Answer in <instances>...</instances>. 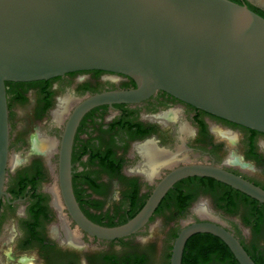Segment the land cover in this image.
I'll return each instance as SVG.
<instances>
[{"label": "water", "instance_id": "1", "mask_svg": "<svg viewBox=\"0 0 264 264\" xmlns=\"http://www.w3.org/2000/svg\"><path fill=\"white\" fill-rule=\"evenodd\" d=\"M83 71L125 75L136 86L71 96L57 122L63 133L48 156L58 155L53 170L58 196L78 228L105 241L131 237L150 223L168 191L190 177L214 179L264 204V189L248 179L212 163L174 158L171 171L134 217L101 225L79 206L72 164L77 129L90 111L140 104L159 91L264 133L263 17L231 0H0V208L10 163L7 83ZM200 216L211 221L183 223L170 264H182L188 240L200 233L220 238L239 264H256L219 224L224 221L208 211Z\"/></svg>", "mask_w": 264, "mask_h": 264}, {"label": "flooded vegetation", "instance_id": "2", "mask_svg": "<svg viewBox=\"0 0 264 264\" xmlns=\"http://www.w3.org/2000/svg\"><path fill=\"white\" fill-rule=\"evenodd\" d=\"M231 1L247 6L264 18V0ZM74 78L80 83H85L81 97L136 86V83L125 75L83 71L49 80L14 82L7 87V94L10 89L14 91L15 96L35 91L41 93L36 103L37 113L41 117L44 114L45 117H54L55 120L53 111L64 99L58 94L64 89V85ZM9 100L8 94V103ZM54 122L57 123L56 120ZM182 127H186L188 132L182 130ZM37 136L33 135L32 139ZM42 138L44 136H41ZM148 144L172 155L173 160L197 159L221 166L264 189V133L217 117L159 91L140 104L97 107L82 119L73 146V187L79 206L89 219L98 224L109 225L110 222L100 221L98 216L103 217L107 213L104 202L105 198L109 197L113 184L117 185L118 190L113 197L114 204L110 208L114 210L127 208L126 218L130 217L132 210L137 211L144 202L146 203L154 188L172 168L166 163L151 176L141 151V147ZM80 154L84 156L76 162L75 158ZM91 154L99 157L111 156L116 162L111 168L116 169L112 181L99 180L88 172L85 162L89 160ZM77 174L80 176L75 181ZM92 179L97 182L99 195H95L90 188ZM10 188L9 183L5 189L7 194L3 196L1 202L0 230L12 215L13 221L6 229L10 234L7 244H11L10 252L7 254L9 261L16 264H151L147 250L139 247L137 243L139 241L146 243L152 238L153 230L147 229L157 214L167 213L175 208V213L179 216L188 213L189 217H192L190 220L211 221L202 219L200 210L203 208L206 212L219 217L211 210L212 204L224 213L237 215L238 218L228 219L224 221L225 224H219L232 232L247 251L264 255L261 237L252 235L243 224L247 217H252L253 229H258L259 236L263 235L264 216L261 206L264 204L259 202L261 209L258 210L254 201L245 199L244 196L248 195L211 178L190 177L177 182L165 195L150 223L142 231L115 241L100 240L78 228L62 198L59 204L55 203L56 197L52 191L46 192L38 187L33 195L13 194ZM120 190L125 191L128 196L125 205L117 201L116 196ZM182 228L183 224L179 232ZM67 232L75 233L77 242L70 240ZM200 234L207 235L206 239L212 241L213 246L208 247L205 244L200 248L198 245L199 247L194 246L188 250L186 245L182 264L185 255L189 264H236L237 261L227 259L226 250L216 244V239L220 238L209 233ZM200 234L192 236L189 240ZM16 249L29 250L32 255L18 256Z\"/></svg>", "mask_w": 264, "mask_h": 264}, {"label": "rangeland", "instance_id": "3", "mask_svg": "<svg viewBox=\"0 0 264 264\" xmlns=\"http://www.w3.org/2000/svg\"><path fill=\"white\" fill-rule=\"evenodd\" d=\"M84 89L85 83H80L74 78L70 83L64 85V89H61L58 95L62 98L70 96L81 97ZM40 94L35 91L21 96H15L13 90H10L9 93L10 163L7 184L10 183V191L13 194L27 193L33 195L38 187L46 192H51L53 184L56 183L53 170L57 167L58 155L48 156V152L39 150V147H35L34 142L36 138H40L39 136H47L48 138L59 140L58 137L61 134L62 126L54 122V117H45V114L41 117L37 113L36 103L39 100ZM33 135L38 136L32 139ZM16 156L19 157L20 163L13 168L12 159ZM86 167L89 169L88 172L95 175L99 180L112 181L111 175L99 164H86ZM54 171L56 172V170ZM112 186L113 189L109 192V197L105 198L104 205L105 212L107 213H105L102 219L107 222H120L126 218L128 209L123 210L121 208L114 210L110 208L114 204L113 197L116 195V190H118L116 184ZM90 188L93 189L95 195H99L100 192L98 189L96 190L92 186ZM116 197L117 201L123 202V205L128 202V196L125 191L122 192L120 190ZM213 205L210 206L211 210L223 221L238 218L237 215L230 214V212L228 214L224 213L219 207ZM170 210L167 213L157 214L153 218L147 229V231L153 230V236L149 238L148 243H141L140 241L137 243L139 247L147 250L151 264H170L173 243L177 234L182 224L192 218L189 217L188 213L184 216H179L175 213V208ZM229 216L230 218H228ZM12 221L13 216L10 215L5 222V226L0 230V264H16V262L9 261L10 259L7 254L10 252L11 244H7L10 234L6 229L11 225ZM243 224L244 227L248 228V231L250 230L252 232V235L261 237L260 239L264 243V234L259 236V233L252 227V217H247ZM20 228L23 231L21 223ZM16 254L18 256L28 255V257L32 255L29 250L21 251V249H16Z\"/></svg>", "mask_w": 264, "mask_h": 264}, {"label": "bare ground", "instance_id": "4", "mask_svg": "<svg viewBox=\"0 0 264 264\" xmlns=\"http://www.w3.org/2000/svg\"><path fill=\"white\" fill-rule=\"evenodd\" d=\"M70 98H71V96L64 98L62 100V102L60 103L59 108L54 112L56 122H61L63 120L65 113H66V110H67L68 106L71 104ZM181 129L186 130V132H188V129L186 127H182ZM47 138H48L47 136L42 138V139L36 138L34 143H35V147H39L38 148L39 150H43V151L48 152V154H51L56 147V142L54 141V139H50V138L47 139ZM141 151L145 157V164H146V167H148V169L150 170L149 173L151 176L156 174L160 170L161 167L166 165V163L169 164V163L173 162V156L172 155L170 156L167 153L157 149L152 144L151 145L148 144V145L141 147ZM19 161H20V159L18 156L14 157L12 159V166H15L16 163ZM51 191L56 197L55 203L59 204L60 199L58 196V189H57L56 183L53 184ZM200 212L204 214L206 211L202 208V210H200ZM64 223L66 225V222H64ZM68 237L73 242H77V235L75 233H72V232L68 233Z\"/></svg>", "mask_w": 264, "mask_h": 264}, {"label": "trees", "instance_id": "5", "mask_svg": "<svg viewBox=\"0 0 264 264\" xmlns=\"http://www.w3.org/2000/svg\"><path fill=\"white\" fill-rule=\"evenodd\" d=\"M10 84H12V83H7V87H9L10 86ZM11 90V89H10ZM10 90L8 91V94L10 93ZM12 91V90H11ZM85 154V153H84ZM84 154H80V155H77L76 156V162H78L83 156H84ZM114 160L112 159V157L111 156H106V157H99L98 155H94V154H91V156H90V158H89V160L87 161V162H85V165L86 164H99L100 166H102V167H104V169L111 175V177L112 176H114V171H116V169H113V170H111V168L113 167V165H116V162L114 161ZM116 167V166H115ZM41 173V172H40ZM80 176V174H77V175H75V181H77L78 180V177ZM97 182H96V180H94V179H92V181H91V183H90V185L92 186V187H94L96 190H97V188H98V186H97V184H96ZM78 185V184H77ZM245 197V199H247V200H250V201H254V203H255V205H256V208L258 209V210H260L261 208H259V202L258 201H256V200H252L250 197H248V196H244ZM145 205V202L142 204V206L137 210V211H135V210H132V213H131V215H130V217L129 218H125V219H123L122 221H120V222H114V221H111L110 223H109V225H107V226H115V225H119V224H122V223H124V222H126L128 219H130V218H132V217H134L140 210H141V208L143 207ZM264 206V205H263ZM263 206H261L262 208H263V210L261 211L262 212V215L264 216V207ZM98 218H99V220L100 221H102L103 219H102V216H98ZM251 218V217H250ZM101 225H104V224H101ZM258 228V227H257ZM255 231H258V229H256L255 228ZM178 236V235H177ZM206 236L207 235H202V234H200V235H198V236H195V237H193L191 240H189L188 241V250L191 248V247H193L194 248V246L195 247H199L200 246V248L201 247H203L205 244H207L208 245V247H212L213 245L211 244L212 243V241H210V240H207L206 239ZM208 237V236H207ZM198 238H203V239H198ZM213 239H215V238H213ZM217 240V242H216V244L219 246H221L224 250H226V258L227 259H233L235 262L237 261L236 259H235V256L233 255V253H232V251L230 250V248L222 241V240H220V239H216ZM199 245V246H198ZM249 254H250V256L252 257V259L255 261V263L256 264H264V255L263 256H260V254H255L254 252L252 253L251 251L249 252V251H247ZM189 254H190V251H189ZM185 261H184V263L183 264H189V262L187 261V257H186V255H185ZM238 262V261H237ZM236 262V264H239V263H237Z\"/></svg>", "mask_w": 264, "mask_h": 264}]
</instances>
